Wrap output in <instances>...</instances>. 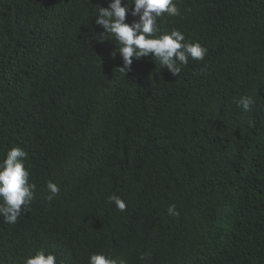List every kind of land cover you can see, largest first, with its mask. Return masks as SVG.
Instances as JSON below:
<instances>
[{
    "label": "trees",
    "instance_id": "obj_1",
    "mask_svg": "<svg viewBox=\"0 0 264 264\" xmlns=\"http://www.w3.org/2000/svg\"><path fill=\"white\" fill-rule=\"evenodd\" d=\"M174 2L180 15L159 18L157 35L176 29L207 49L178 76L151 56L119 71L116 42L97 38L109 0H0V159L25 150L36 185L16 223L0 217V264L41 249L57 264L101 251L126 264H264V0ZM55 30L66 36L53 47ZM245 95L249 111L235 103ZM169 151L188 200L169 196Z\"/></svg>",
    "mask_w": 264,
    "mask_h": 264
},
{
    "label": "clouds",
    "instance_id": "obj_2",
    "mask_svg": "<svg viewBox=\"0 0 264 264\" xmlns=\"http://www.w3.org/2000/svg\"><path fill=\"white\" fill-rule=\"evenodd\" d=\"M256 4L257 0H242L241 7L245 9L248 5ZM128 14L138 19L133 20L131 24L126 23ZM165 14L169 17L180 15V9L174 0H127V3H122V0H109L107 7L97 8L95 23L104 29L97 38L101 41L110 39L116 42L117 51L123 62V66L117 67L120 72L131 71L133 58L143 57L145 61L144 57L151 56L155 63L166 68L172 76H178L182 70L181 65L187 66L189 59L196 61L204 59L207 49L199 42L186 40L179 30L173 29L171 32L157 35L160 33L157 21ZM50 28L54 29L53 26ZM65 36L56 31L53 47ZM123 101L131 104L130 99ZM235 103L237 107L249 111L255 101L251 96L245 95ZM27 155L22 148L13 147L7 151L3 159H0V217L8 224L16 223L22 212L28 210L35 195L36 185L29 182V172L24 163ZM161 164H170L176 170L179 185L169 196L176 200H188L192 193L190 176L180 165L172 162L170 151L162 156ZM47 188L51 193L49 200L60 191L59 186L52 181H48ZM91 198L83 199L84 203H90ZM107 199L117 210H125L126 203L123 197L112 194ZM75 207L85 209L80 201H76ZM167 212L169 215L179 216L175 204L169 205ZM74 213L76 212L70 210V214ZM156 248L159 246L156 245L153 250ZM143 258L144 256L141 255L140 259ZM23 264H57V258L54 253L41 249L25 258ZM88 264H126V261L101 251L90 254Z\"/></svg>",
    "mask_w": 264,
    "mask_h": 264
}]
</instances>
